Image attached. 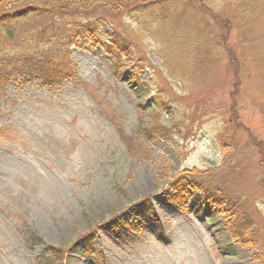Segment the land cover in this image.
I'll return each mask as SVG.
<instances>
[{
	"label": "rangeland",
	"instance_id": "374dc122",
	"mask_svg": "<svg viewBox=\"0 0 264 264\" xmlns=\"http://www.w3.org/2000/svg\"><path fill=\"white\" fill-rule=\"evenodd\" d=\"M151 1H127L130 14L93 2L100 42L64 49L55 87L0 86V264H47L52 250L53 264H264V0ZM111 33L128 45L119 62ZM182 170L230 198L250 244L200 193L170 202Z\"/></svg>",
	"mask_w": 264,
	"mask_h": 264
},
{
	"label": "trees",
	"instance_id": "16d2710c",
	"mask_svg": "<svg viewBox=\"0 0 264 264\" xmlns=\"http://www.w3.org/2000/svg\"><path fill=\"white\" fill-rule=\"evenodd\" d=\"M9 1L0 0V86L6 84L15 75L20 76L24 81L38 78L41 84L50 87L60 84L67 74L63 65L67 58L65 52L67 47L77 43L76 40L82 41L84 38L100 42L101 37L97 35L98 25L93 23L92 17L88 15L89 6L93 2L101 1L103 5L115 8L123 7L126 8L127 14H130L127 8L129 0H126L123 6L115 0H87L86 4L81 0H26L28 4L26 7L12 12L7 8ZM165 2L166 0H156L146 4H160V7L165 9L167 8ZM243 2L246 6L247 2ZM131 9L137 10L135 6ZM82 20L84 23H81ZM23 23L27 24L26 29L21 28ZM227 30L229 33V26ZM109 37V41L104 45L105 51L119 62L124 58L122 50L127 49L128 45L126 40L121 39L116 33H111ZM5 39L13 43L10 48L4 47ZM228 53L230 64L233 65L237 75L238 56L232 48ZM158 104L160 103L154 104V107L157 108ZM156 128L153 126L145 129V132L149 135L152 131H163ZM194 173L196 170H182L172 176L171 193H168L170 202L176 208L184 210L187 198L194 192L200 193L203 203L219 208L222 214L230 218L229 229L232 237L242 245L250 244L252 225H249V220L243 219L241 213L237 212L235 204L222 193L220 188L200 180ZM133 206L140 207L143 217H150L151 209L144 205V202H138ZM236 222L238 227L235 225ZM91 249L88 247L89 252ZM44 258L47 264H53L61 258V253L48 251L44 253Z\"/></svg>",
	"mask_w": 264,
	"mask_h": 264
}]
</instances>
